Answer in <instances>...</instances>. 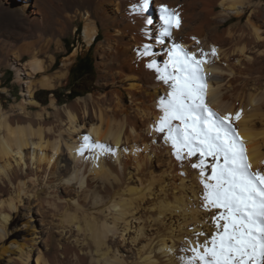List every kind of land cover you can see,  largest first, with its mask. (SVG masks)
<instances>
[{
    "label": "bare ground",
    "instance_id": "bare-ground-1",
    "mask_svg": "<svg viewBox=\"0 0 264 264\" xmlns=\"http://www.w3.org/2000/svg\"><path fill=\"white\" fill-rule=\"evenodd\" d=\"M154 2L181 10L178 43L194 49L195 36L205 50L217 48L219 58L205 65L209 105L222 115L243 109L237 129L253 170H264L263 0ZM129 3L0 0V67L14 69L23 85L20 101L9 109L0 100V241L18 205L30 197L57 218L61 233H75L74 243L60 244L52 254L39 249L35 264H130L118 247L125 240L140 243L137 264H178L173 254L191 235L190 225L212 232L211 223L199 219L207 213L198 207V173L186 165L182 176L170 147L153 143L152 125L161 115L157 102L169 89L136 62L133 50L142 37L139 22L126 14ZM78 19L88 46L100 36L94 45L98 91L62 105L51 93L43 106L35 92L67 78L77 47L59 69L52 67ZM84 135L111 145L115 155H78ZM153 158L164 168L155 170ZM60 184L67 186L63 193ZM12 244L16 258L8 259L28 264L32 241Z\"/></svg>",
    "mask_w": 264,
    "mask_h": 264
},
{
    "label": "snow or ice",
    "instance_id": "snow-or-ice-1",
    "mask_svg": "<svg viewBox=\"0 0 264 264\" xmlns=\"http://www.w3.org/2000/svg\"><path fill=\"white\" fill-rule=\"evenodd\" d=\"M126 14L139 22L136 62L169 89L157 102L161 115L152 125L153 143L170 147L182 176L186 165L198 173V207L212 213V232L190 225L191 235L178 242L173 255L178 264H264V170H253L237 129L243 109L222 115L208 101L205 65L219 58L217 48L205 50L195 36L194 49L176 41L174 33L183 26L179 8L130 0ZM115 151L88 135L76 149L96 160Z\"/></svg>",
    "mask_w": 264,
    "mask_h": 264
},
{
    "label": "rangeland",
    "instance_id": "rangeland-1",
    "mask_svg": "<svg viewBox=\"0 0 264 264\" xmlns=\"http://www.w3.org/2000/svg\"><path fill=\"white\" fill-rule=\"evenodd\" d=\"M262 3L264 4V0ZM72 29H75L74 34L69 33L65 35L66 37H63L64 40L62 39L66 50L64 53L61 52L56 54V60L52 67V71L59 69L61 60L77 47L76 56L69 65L70 70L67 78L62 82L63 84L54 89H38L35 92V99L43 106H47L51 93L55 95L59 105H62L72 101L75 97L98 91L94 45L100 40V36H96L91 45L88 46L83 36V20H76ZM99 31V33H102V30ZM26 60L27 57H23L21 62H25ZM2 72H4V74L0 76V100L3 103V107L9 109L20 101L23 85L21 83L22 81L16 77L14 69L10 67L5 69L1 66L0 73ZM70 90H72V93L69 94ZM211 107L215 110L213 106ZM153 160L154 158L152 159V164L155 170L158 171L164 168L162 162L159 163L156 162V159ZM65 187L67 188L66 185L60 184L59 191L61 190V193H63ZM40 192L42 193L43 190ZM35 199L34 197H30V199L23 198V202L18 205L17 210L14 212L8 227V235L0 241V264H13L16 254L10 252L14 248V244L12 243L22 244L28 241L31 243L32 241L33 247L31 248L28 264H35L34 257L39 249L41 251H47L48 254H52L57 247H60V244L74 243L75 233H73V228H71V232H68L65 228L61 233L57 218L50 215ZM206 213L207 216L202 214L203 216L201 215V217H199L200 220H204L202 224H205V222L211 223L210 215H212V213ZM172 223H174V219ZM202 229H204L203 225ZM111 239L116 243L120 241L117 235H114ZM124 242L122 244L118 243L120 254L130 264H137L139 261L137 251L140 243L136 242L135 244H129L130 242L128 240ZM3 248L8 249V252H1ZM8 256L14 259L12 260L11 258L10 260ZM58 256L62 258L63 255H60V252H58Z\"/></svg>",
    "mask_w": 264,
    "mask_h": 264
},
{
    "label": "trees",
    "instance_id": "trees-1",
    "mask_svg": "<svg viewBox=\"0 0 264 264\" xmlns=\"http://www.w3.org/2000/svg\"><path fill=\"white\" fill-rule=\"evenodd\" d=\"M88 69V68H87ZM82 80V79H81ZM72 93V90L69 91V94Z\"/></svg>",
    "mask_w": 264,
    "mask_h": 264
}]
</instances>
